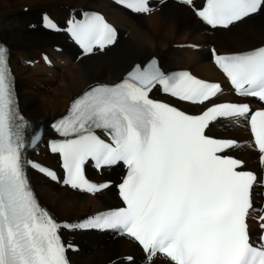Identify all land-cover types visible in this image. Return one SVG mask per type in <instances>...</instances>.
Masks as SVG:
<instances>
[{"label":"snow or ice","instance_id":"obj_1","mask_svg":"<svg viewBox=\"0 0 264 264\" xmlns=\"http://www.w3.org/2000/svg\"><path fill=\"white\" fill-rule=\"evenodd\" d=\"M117 2L137 13L152 11L149 0ZM180 2L194 8L193 0ZM262 10L264 0H205L195 12L212 28L227 29ZM69 25L85 53L116 40L115 30L100 15ZM45 27L58 30L50 21ZM213 58L237 95L264 102V47L226 56L213 50ZM157 87L193 105L211 102L222 90L187 72L166 74L152 60L143 68L136 66L118 84L90 88L52 125L63 137L50 144V151L61 157L64 185L91 194L108 188V183L97 185L85 178L88 161L97 168L122 162L127 169L118 186L125 206L76 227L116 230L134 239L146 253L147 264L158 254L173 264H264V234L258 244L251 243L246 222L250 211H261L251 200L257 175L238 170L242 161L218 155L238 147L236 141L205 134L218 118H242L264 167V110L251 112L247 104L223 103L189 115L150 98ZM27 128L0 47V264H69L61 225L38 204L26 177L29 166L57 180L54 172L25 159L26 149L40 140L36 134L26 143Z\"/></svg>","mask_w":264,"mask_h":264},{"label":"bare ground","instance_id":"obj_2","mask_svg":"<svg viewBox=\"0 0 264 264\" xmlns=\"http://www.w3.org/2000/svg\"><path fill=\"white\" fill-rule=\"evenodd\" d=\"M193 5L194 8L171 0H152L150 13L130 14L115 7L112 0H0V36L8 48L16 76L20 110L30 123L27 140L31 142L34 135L40 136L34 147L27 148V158L57 166L58 156L47 150L53 138L49 123L60 117L71 101L83 92L98 85L120 82L135 63L156 56L168 72L180 70L200 79L220 81V74L210 62L213 50L220 54L240 53L264 45V10L227 29L209 30L194 15L201 2ZM87 11L104 16L117 28L118 38L114 45L83 56L64 33H51L45 24L50 21L66 29L69 21L79 19ZM191 44L199 49L189 48ZM212 45L219 52L210 48ZM44 54L51 57L53 64L50 67L39 61L38 57L41 55L42 60ZM229 93L225 88L214 102L226 101ZM183 108L189 109L185 105ZM208 133L235 139L239 146L230 154L243 160L245 169L260 171L259 154L254 149L245 120H218ZM91 175L97 182L112 181L113 187L92 196L59 184L56 186L33 172L29 175L39 205L61 224L59 235L66 247L69 264H147L136 244L127 237L118 236L116 231L80 232L76 229L78 223L91 217L82 220L84 216L96 215L116 205L115 188L124 178V170L116 166L102 170L100 174L90 171ZM261 190L264 187L256 182L253 208L261 211L253 210L249 214L253 235L257 232L253 216L264 211ZM75 220L81 221L73 222ZM152 264L172 263L157 255Z\"/></svg>","mask_w":264,"mask_h":264},{"label":"rangeland","instance_id":"obj_3","mask_svg":"<svg viewBox=\"0 0 264 264\" xmlns=\"http://www.w3.org/2000/svg\"><path fill=\"white\" fill-rule=\"evenodd\" d=\"M190 46H191V47H189V48H192V49H194V50H196V49L198 48V46L195 45V44H191ZM194 47H195V48L197 47V48L195 49ZM211 47H214V48L217 50V48H216L215 46L212 45V46H210V48H211ZM210 48H209V52H210ZM198 49H199V48H198ZM217 51H218V50H217ZM218 52H219V51H218ZM38 58L41 60V55H40ZM40 63H41V62H40ZM24 64L27 65V66H29V65H30V62H25ZM97 83H99V84H106V83H103V82H97ZM97 83H96V84H97ZM108 84H113V83H108ZM94 85H95V84H94ZM43 164H44V163H43ZM44 165H46V164H44ZM54 185H56V184H54ZM56 186H57V185H56ZM92 215H94V214H89V215H87V216H84V217L82 218V220L85 219V218H87V217H89V216H92ZM77 221H81V220H75V221H73V222H77ZM69 223H70V222H69ZM74 245H75V244H74ZM127 258H128V256H127ZM127 258H126V259H127ZM124 260H125V259H124Z\"/></svg>","mask_w":264,"mask_h":264}]
</instances>
